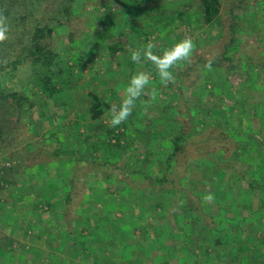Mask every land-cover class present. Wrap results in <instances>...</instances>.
Wrapping results in <instances>:
<instances>
[{
    "label": "rangeland",
    "instance_id": "obj_1",
    "mask_svg": "<svg viewBox=\"0 0 264 264\" xmlns=\"http://www.w3.org/2000/svg\"><path fill=\"white\" fill-rule=\"evenodd\" d=\"M102 1L105 2L106 0L86 2L81 17L72 25V29L77 31L75 32V38L78 41L74 48L77 50L75 56L80 57L79 60L81 59V61L88 60V62L78 65L70 64L74 67L73 75L71 78L66 79V84L70 88L67 89L65 85L59 84L56 87L58 92L52 99H45L44 94L39 89L36 92L29 90V94L37 106L34 114L19 125L18 132L15 135H10L11 137L13 136L12 138H7L9 141L0 145V173L2 168L13 169L0 174L6 175L5 180H7L2 185L5 190L2 192L3 202H0V240L3 241V236L15 239L13 248L18 251L14 255L0 252V264H25L23 259H31L37 250L39 252L35 253L34 264H54L55 248L57 247H63V252L60 254L65 264H69V262L70 264H121L120 256L123 257L127 250L125 249L127 242L125 244L122 240L126 241L129 235H133V232L128 230V226H126V232L124 228L122 230V226L127 221L119 210H116L117 216L121 217V221L118 224H111L106 222L105 219L104 221L101 219L100 221L98 220L99 226L97 227L100 231L105 228L103 233L98 231L102 239L109 238L111 242L112 240L121 241L124 245L123 249H120L121 246L118 245L114 249L111 248L113 252L104 249L102 253L100 248L94 247L93 251L98 254V261L95 263L92 257L88 258V260L83 258L82 253L81 260L73 256L75 254L73 243L85 239L88 235L86 231L81 230L84 228L83 226L85 224L89 226L95 225L93 219L85 222V224H80L89 213L87 201L93 199L98 208H103L104 205L111 203L109 199L114 196L116 198L119 193V188L107 186L105 175L99 177V174L92 172L94 170L92 164L77 159L79 154H86V157L90 160H100L99 157L102 152L100 151V146L102 138H105L104 134H107L106 129H118L125 124L122 123L119 126L110 127L111 116L109 111H106L101 120L92 122L89 116L91 106L90 92L99 95L110 106L113 103H119L122 90L128 83L130 76L140 69L151 73L153 78L152 86L158 90V100H155L152 107L148 108L147 111L138 102L133 110L138 113L137 120L134 122L144 121L142 112L146 114V119L157 118L161 115V110L165 107V104L167 105L168 100L177 98L174 101L175 107L178 101L182 99L180 104L182 102H184V105L197 103L201 105L197 106L200 111L201 109H209L213 115H216L214 120L217 121L221 128L223 123L227 121L231 124L234 123L235 126L241 129L246 126L245 123L247 122L251 123L253 129L254 127L256 129L259 128V125L261 130L264 127V100L256 93V84L250 82L242 86V79L232 76L229 79V85L225 86V82L216 80L213 70L205 69L198 60L199 56L206 61L214 59L224 49L231 39L232 34L228 26L232 21L225 22V29L221 30L217 26L210 30L196 18L198 14L196 9L185 6L183 0H123L122 5H116L108 1L100 9L96 8ZM227 1L225 5L229 10L239 4L245 10L241 14V20H238L241 28L237 40L239 50L242 49V52L251 50V53H253L251 55H257V52L264 53V37L260 38L259 36L260 33L264 32V2L261 0ZM105 11L106 13L107 11L110 14L112 13V15H104ZM97 13H100V19L96 18L95 14ZM224 18L227 20L229 16L225 14ZM68 32L69 30H65L57 34V36L61 37L57 38L62 53L65 50L67 53L69 48L66 39ZM161 33L165 35L161 36ZM92 35H94L93 38L101 40L105 38L107 42H104L105 44L94 43L91 40ZM185 36H190L193 39L196 48L191 64L185 63L173 71L174 76H176L177 70L193 69L185 78L186 84L190 85L187 86L189 89L183 91L181 90L182 84L178 81L174 90L164 91L157 84L159 79L153 65L145 62L143 65L138 66L131 60V64H126L128 57L126 58L123 55L121 61L122 54L113 55L107 47L116 40H121L124 43L128 41L130 49L142 48L146 43L152 42L156 45L154 52L159 54ZM238 47L230 48L233 51L232 54L238 50ZM253 71H256L258 77V70L254 69ZM28 77L29 74L27 72H17L15 76L12 75L9 78L4 75L1 81L3 80L2 85L8 91L10 88H17V83L21 81L22 83L27 82ZM226 89L233 93L244 90L247 93V97L240 99L236 105L231 98L225 95L224 104H222L220 99L216 97ZM149 90L146 89V92ZM181 92L183 93L182 97H180ZM203 94L210 96L206 97L204 102L201 101ZM145 98L148 100L150 97L147 95L141 97L142 100H145ZM233 105L236 106L235 109ZM162 116L164 117L163 120L166 121L165 116ZM254 119L257 121L255 122ZM131 120H133L132 117L130 118L131 123L128 124L132 130L135 125ZM158 121L160 124L161 120ZM162 123L159 126L163 128L162 133L165 136L171 135L176 131V126L172 125L171 121H166L167 124L164 127ZM153 132L154 130L151 129L150 131V129H147L144 135H141L142 142L136 143V145L135 143L132 144L133 141H136L135 136H130L136 132L133 133L131 131L128 138L124 140L129 149L130 147L133 148L131 150L132 163L137 161V159L144 158V154L147 151L144 147V140L154 137ZM87 135H90V142L85 141ZM257 139L262 143L258 147L259 159L264 160V135H259ZM151 143L152 145L155 144L152 141ZM154 147L157 146L154 145ZM57 151H61L62 155L58 156ZM149 153L151 154V152ZM12 154H16L22 160L18 162V159L11 156ZM115 157L117 159L119 156L116 155ZM120 160L125 162L124 159ZM236 166L237 170L244 174L253 173L255 169L253 164L247 162H237ZM189 167L193 169L194 174H197L192 181V186L187 188L188 195H180L182 197L181 203H194L200 209L199 213L196 212V217L201 216L202 221L206 223V229L201 227L202 231L204 230L202 233L205 235L202 236L205 239L208 233L211 235L209 230L214 226L211 219L218 214V211L214 204L205 203L203 196L209 190L212 194L218 191V194L221 195L220 197L226 196L233 191L236 193L235 199H245L247 198L245 190L248 187V179L246 180L248 176L246 174L244 176V174L233 173L234 183L233 188H230L225 187L222 182L226 179L225 174L215 184L213 179L214 174L217 173L211 168L196 170L192 168V165ZM23 169L26 176H28L24 182H22ZM70 179H74L72 191L75 194V198L68 205L65 216L61 214L62 216L59 218V214L53 213L52 208L47 205V201L42 198L44 197L45 189H51L48 193L51 201L57 199L59 195H64L68 191V187L63 185ZM237 179L239 180L237 181ZM254 181L257 182V180ZM261 182L263 183L262 180L258 181L260 184ZM206 185H210V189L206 188ZM107 193L109 196H106ZM249 203L252 204L247 208H242V212L235 216V218L239 219H251L246 224L236 223L237 226L240 225L238 226V233H243L248 238L241 245H246L249 241L255 242L256 239L262 241L264 211L259 209L262 205L261 193L251 194ZM172 209L168 210L166 213H169L166 214L165 210H160L159 208L158 213H162V216L159 214L155 217L157 221L158 219H169L171 221L172 227L170 229L165 228L167 235L165 234L163 240L164 245L156 244V240L140 242L135 252L128 254L132 260L131 262L128 261V264H156L155 258L158 257L156 254L159 251L162 254L166 252V241L172 240L170 234L181 232L183 228L178 219L182 211L178 210L177 212V208ZM257 219L261 220L260 223H257ZM257 228L258 232L256 231ZM253 233L256 234L253 235ZM135 235H139V232ZM22 245H25L27 251L24 257H22ZM204 247L209 252L211 248L213 249L211 242H207V246ZM196 248L199 249L197 246ZM60 254L58 253V255ZM254 262L252 264H255Z\"/></svg>",
    "mask_w": 264,
    "mask_h": 264
},
{
    "label": "trees",
    "instance_id": "obj_2",
    "mask_svg": "<svg viewBox=\"0 0 264 264\" xmlns=\"http://www.w3.org/2000/svg\"><path fill=\"white\" fill-rule=\"evenodd\" d=\"M91 1L0 0V12L7 16L11 28L9 39L0 44V145L9 141L7 138L18 132L19 125L34 114L37 106L30 96L29 90L36 92L39 89L44 94L45 99H52L58 92L56 87L59 84L65 85L67 89L70 88L66 84V79L71 78L74 71V67L70 64L78 65L88 62V60L81 61V59L79 60L80 57L75 56L77 50L74 48L78 41L75 38V32L77 31L72 29V25L81 17L86 2ZM108 1L116 5L123 4V0H106L105 2ZM261 1L264 2V0ZM105 2L102 1L96 8L100 9ZM183 2L185 6L196 9L198 13L196 18L210 30H213L217 26L221 30L225 29V22L232 21L228 26L232 34L230 42L225 45L224 49L214 59H210L213 61L212 70L216 76L215 78L217 81L225 82V86L229 85V79L232 76L241 78L242 86L254 82L256 84V93L264 100V55H262L264 53L257 52V55H251L253 54L251 50L242 52V49L239 50L237 45L241 31L238 20H241V14L245 11L244 7L239 4L229 10L225 5L228 2L227 0H183ZM106 14L107 16L112 15L108 11L107 13L106 11L104 12V15ZM225 14L229 16L227 20L224 18ZM95 15L97 19H100V13ZM65 30H69L66 38L69 48L67 49V53L66 50L62 53L58 45V38L61 37L57 36V34ZM93 36L91 40L94 43L105 44L107 42L105 38L101 40L93 38ZM259 36L263 38L264 32L260 33ZM129 45L128 41L124 43L121 40H116L112 45L107 47L113 55L122 54L121 61L123 55L126 58L128 57L126 64H131ZM236 46L238 50L232 54L233 51L230 48ZM198 60L207 69L205 65L208 61L201 56H199ZM254 69L258 70V77L256 71H253ZM192 70H177L175 73L176 82L178 81L182 84V91L189 89L187 86L190 85L186 84L185 78H187L188 73ZM17 72H27L29 74L28 81L23 83L21 81L17 83V88H10L7 91L2 85L3 80L1 81V79L4 75L8 78L12 75L15 76ZM157 84L164 91L168 92L169 90H174L176 83H169L166 87L160 82ZM246 94L244 90L233 93L229 89H226L216 98L220 99V102L224 104V96L226 95L237 105L240 99L247 97ZM180 95L182 97L183 93L181 92ZM206 97L210 96L203 94L201 101L204 102ZM89 98L91 100L89 109L90 119L92 122L99 121L106 111H109L110 105L95 93L90 92ZM176 99H169L167 105L165 104V107L161 110V115L157 118H147V120L146 114L142 112L144 121L134 122L137 120L138 113L133 111L130 118L132 117L133 120L131 121L135 127L132 130L129 125L131 123L130 118L127 122H124V125H121L125 129H122V127L118 129H106L107 134H104L105 138H102L100 146V151H102L99 157L100 160H90L86 157V154L78 155V160L93 165L94 170L92 172L94 174H99V177L105 175L107 186L119 188L116 198L114 196L109 199L111 203L104 205L103 208H98L93 199L87 201L89 213L80 224H85V222L93 219L95 225L89 226L85 224L81 230L86 231L88 235L85 239L73 243L75 250L73 256L78 260H81L82 253V257L87 258V260L92 257L94 263L98 261V254L93 251L94 247L100 248L102 253L104 249L113 252L111 248L114 249L118 245L121 246V248L119 247L120 249H123L124 245L121 241V243L115 240L111 242L109 238L104 240L98 233L100 231L97 227L99 226L98 220L102 219L104 221L105 219L106 222L111 224H118L121 221V217L117 216L116 210L121 211L127 221L122 226V230L124 228L126 232V226H128V230L133 232V235H129L126 241L122 240L125 244L127 242L125 246L127 250L124 256L131 258L128 254L130 252L134 253L137 245L142 241L149 242V240H156V244L163 246L166 234L165 228L170 229L172 226L169 219H158L157 221L155 217L159 214L162 216V213H158L159 208L160 210H165V213L172 208H177V212L178 210L182 211L181 214H179L180 212L178 213V219L183 228L181 232L170 234L172 240L166 241V252L162 254L159 251L156 254L158 256L155 258L156 264H193L196 258V250H199L201 256L203 255L204 264H214L213 261H217L219 257L227 260L234 257L238 259L242 255L255 256L260 260L264 259V229L261 236L262 241L258 239L255 242L249 241L250 243H246V246L243 248L245 251L241 253L239 246L242 242L247 241L248 238L243 233H238V226L240 225L237 226L236 223L246 224L251 219L235 218L237 214L242 212V208H247L252 204L249 203L250 195L255 193H261L262 205L259 209L264 211V160L259 159L258 147L262 143L257 139L259 135H264V127H262L263 131L260 125L259 128L256 129L254 127L253 129L251 123L247 122L245 123L246 126L241 129L235 126L234 123L231 124L227 121L223 123V127L221 128L217 121L214 120L216 115H213L209 109H201L200 111V108H197V106L201 105L197 103L184 105V102H182L180 104L182 99H178L179 104L177 103L175 107L174 101ZM145 100L147 99L145 98ZM233 107L234 109L236 108L235 105ZM162 115L165 116L166 121L169 120L172 125L176 126V131L173 134L165 136L162 133L163 128L159 125L162 122L163 127L167 124L163 120L164 117ZM158 120H161L160 124ZM254 120L255 122L257 121L256 119ZM147 129H150V131L151 129L154 130V137H152L154 139L146 138L147 140H144V147L148 154L145 153L146 155L144 154L143 159H137V161L132 163L131 150L133 148L130 147L129 149L124 140L128 138L131 131L133 133L136 132L137 134L130 135L135 136L136 141H133L132 144L135 143L136 145V143L142 142L141 135H144ZM89 140H91L90 135H87L85 141L88 142ZM151 141L155 144L152 145ZM154 145L157 147H154ZM161 148H163L162 151H160ZM60 152L57 151L58 156L61 154ZM16 154H12L11 156L20 162L19 160H22V158ZM115 154L119 156L117 159H115ZM120 159H124L125 162H122ZM234 162L236 164L237 162H247L255 166L254 172L250 173L251 175L245 173L248 176L246 177V180L248 179V187L245 190L247 198L235 199L236 193L233 191L222 197H220L221 195L218 194V191L213 193L215 199L212 204L217 207L218 214L211 219L214 225L209 230L211 235L207 232L208 235L204 236V239L202 235L205 234L202 233L204 230L202 231L201 227L206 229V223L202 221L201 216L196 217V212L199 213L200 209L194 203H181L182 197L180 195H188L187 188L192 186V181L197 174H194L193 169L189 166L192 165V168L196 170L207 168L214 170L217 173L214 174L217 178L214 176L213 179L215 180V184L225 174L226 179L222 181L224 186L233 188V173L244 174L237 170ZM24 169L22 170L24 171L22 173V182L28 177ZM11 170L13 169H1L2 172ZM5 177L6 175H0V202L3 200L2 192L5 190L2 185L5 181L7 182ZM253 180H257V182H253ZM259 180H262L263 183H258ZM73 185L74 179L68 180L63 185L64 187H68V191L64 195H59L53 201L48 196L51 189H45L42 199L47 201L46 203L52 208L53 213L59 214V218L62 216L61 214L65 216L68 205L74 201ZM106 196H109V194L107 193ZM129 212L130 214L128 215ZM256 221L260 223L261 220L257 219ZM104 231L105 228L100 233ZM138 232L139 235L136 236L135 234ZM214 233H219V238L216 240L210 239ZM256 233H253V235ZM207 242H211L215 247H223L224 251L219 253L218 258H212L209 251L203 246ZM14 243L15 239L3 236V241L0 242V252L11 253L13 255L14 253H18L13 248ZM200 243H202L201 246ZM55 251L54 264H65L60 254L63 252V247H57ZM38 252L37 250L35 253ZM26 253L25 245H22V257ZM35 253L31 259L25 258L23 262L25 264H34ZM72 260L74 261V259Z\"/></svg>",
    "mask_w": 264,
    "mask_h": 264
},
{
    "label": "clouds",
    "instance_id": "obj_3",
    "mask_svg": "<svg viewBox=\"0 0 264 264\" xmlns=\"http://www.w3.org/2000/svg\"><path fill=\"white\" fill-rule=\"evenodd\" d=\"M11 31L8 23V18L0 12V44H3L9 39ZM165 35L161 33V36ZM156 45L148 42L144 47L137 49H129L130 59L136 65H143L145 62L153 65L159 82L165 87L171 83H176V77L173 71L183 64H191L193 53L196 44L190 36H185L183 39L172 44L170 47L164 49L161 53L154 52ZM212 60H209L205 67L212 70ZM153 78L150 72L138 69L133 73L128 83L124 86L119 103H113L110 106L109 114L111 116L110 127H116L126 122L132 115L137 103L143 107L145 111L152 107L153 102L157 99L158 90L152 86ZM146 89H150L146 92ZM149 96L148 100H142V96ZM210 185L206 188L210 189ZM214 194L209 190L203 196L205 203L214 202Z\"/></svg>",
    "mask_w": 264,
    "mask_h": 264
},
{
    "label": "crops",
    "instance_id": "obj_4",
    "mask_svg": "<svg viewBox=\"0 0 264 264\" xmlns=\"http://www.w3.org/2000/svg\"><path fill=\"white\" fill-rule=\"evenodd\" d=\"M218 238H219V233L212 234V237H211L212 240L213 239L216 240ZM201 244L202 243H200V246H201ZM204 246H207V243L204 244ZM212 246H213V249L211 248L209 253L212 255V258L214 257L216 259V258H218L219 253L224 251V249L221 246L215 247L213 244H212ZM244 246H246V245H240L239 246L241 253H242V251H245L243 249ZM195 253H196V256H195L196 258H195V262L193 264H204V259L202 257L203 255L201 256L199 250H196ZM208 256H210V255H208ZM120 261H121L120 262L121 264H128V261L131 262L132 260H131V258H127L126 256H123V257L120 256ZM253 261H255L254 262L255 264H264V259L260 260L259 258H256L255 256H249V255H242L241 257H238V259H235V257H234L232 259L229 258L227 260H224L223 257H219V259L217 261L214 260L213 262H214V264H252Z\"/></svg>",
    "mask_w": 264,
    "mask_h": 264
}]
</instances>
